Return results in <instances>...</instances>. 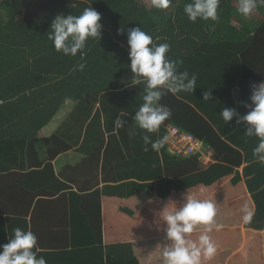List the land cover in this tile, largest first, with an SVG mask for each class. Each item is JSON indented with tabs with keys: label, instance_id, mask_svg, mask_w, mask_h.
Returning a JSON list of instances; mask_svg holds the SVG:
<instances>
[{
	"label": "trees",
	"instance_id": "16d2710c",
	"mask_svg": "<svg viewBox=\"0 0 264 264\" xmlns=\"http://www.w3.org/2000/svg\"><path fill=\"white\" fill-rule=\"evenodd\" d=\"M190 2L171 0L169 7L163 9L155 7L153 0L145 3L140 0H0V143L40 141L41 130L53 122L64 104L81 101L85 94L97 98L108 90L115 74L129 67L127 30L135 27H142L154 43H168L167 57L182 55L183 61H189L190 75L197 77L196 87H203L200 82L210 70L221 71L219 82L226 78L228 81L224 79L221 83H230L232 91L238 90L235 101H230L232 108L235 105L238 113L245 115L244 105L251 103V95H241L239 91L251 89L249 81L256 84L264 81V6L244 17L237 10L238 0H220L218 20L198 18L192 22L184 12L185 4ZM88 7L101 14V36L88 38L83 60L79 51L75 56L56 51L48 39L52 20L61 13L79 16ZM233 21L253 34L245 40L247 32H232L231 36ZM217 27L222 33L214 39L213 30ZM119 29L124 30L123 34H118ZM186 49L188 52L184 54ZM81 63L86 67L75 70ZM214 88L209 85L199 92L200 103L194 101L191 92L183 91L176 95L167 93L160 103L172 113L164 123L171 120L185 132L205 141L213 148L217 161L205 167L198 152L176 157L179 162L168 171L172 178L160 182L155 198L136 197L137 207L118 209L125 225L134 224L137 228L133 238L120 244L121 248L129 247L131 256L126 262L110 260L109 253L114 255L115 248L119 247L109 245L119 236L114 229L124 224L104 211L102 227L108 243L107 264H138L135 250L148 244L155 246L149 253L151 256L140 261L164 264L162 247L169 241L161 211L166 205L172 209L182 204L186 195L215 203L214 219L222 225L219 231L213 226L209 233L217 251L211 259L202 257V264H264V163L253 151L259 138L252 136L240 141L245 126L237 125L235 117L228 123L223 120L220 112L230 106L219 104ZM205 92H211L212 99L204 100ZM185 101L195 103L200 112ZM244 158L249 165L242 177L237 169ZM46 168L53 171L52 163ZM54 178L61 191L68 188ZM145 201L149 203L140 207ZM245 205L253 213L248 223L243 220ZM143 217L149 222L142 223ZM204 227L198 225L189 238L197 240ZM149 229L154 234L150 240L143 236Z\"/></svg>",
	"mask_w": 264,
	"mask_h": 264
},
{
	"label": "crops",
	"instance_id": "0c3cea01",
	"mask_svg": "<svg viewBox=\"0 0 264 264\" xmlns=\"http://www.w3.org/2000/svg\"><path fill=\"white\" fill-rule=\"evenodd\" d=\"M230 26L231 36L232 32H247L245 40L253 34L237 21L231 22ZM213 31L212 38L218 39L222 30L217 27ZM187 52L186 49L184 54ZM181 56L168 58L182 61L178 70L190 74L189 61H183ZM215 72L210 70L200 82L203 87H196L191 92L194 101L200 103L199 92L212 85L216 87L219 104L232 108L230 101H235L238 90L234 88L232 91L230 83H221L224 79L228 81L226 78L219 82L218 75L222 72ZM119 73L120 78L114 79ZM115 76L109 89L97 98L85 94L81 101L64 104L53 122L41 130L40 141L5 140L0 143V245L8 243L15 228H21L36 235L39 255L47 264H107L108 243L102 227L104 211L107 210L112 219L124 224L114 229L115 232L118 230L119 236L109 245L119 247L115 248L114 255L109 253L110 260L122 263L130 259L129 247L121 248L120 244L133 238L137 228L134 224L125 225L118 209H134L137 207L136 197L155 198L160 182L172 178L168 171L177 165L179 160L176 157L179 156L170 151L165 134L169 125L183 129L171 120L168 124L163 122L153 133L139 128L133 117L144 101L143 98L128 101V92L136 88L127 84L128 79H133L130 66L120 69ZM239 93L251 95V89L245 88ZM183 103L200 112L195 103ZM233 108L238 112L235 105ZM248 111L246 108L245 114ZM119 116L125 125L118 128L115 120ZM245 130L241 142L249 139ZM75 131L78 135L74 134ZM144 135H149L152 141H163V146L152 150L148 145L149 150L145 151ZM198 153L205 167L217 161L213 148L203 140H200ZM48 163H52L53 171L46 168ZM248 165L244 158L242 166L237 169L240 176H244ZM54 176L68 188L61 191ZM148 203L145 201L140 207ZM141 219L142 223L149 222L144 217ZM143 236L150 240L154 234L149 229ZM148 245L136 248L138 264H148V261H140L151 256L149 253L155 246Z\"/></svg>",
	"mask_w": 264,
	"mask_h": 264
},
{
	"label": "clouds",
	"instance_id": "9594fccd",
	"mask_svg": "<svg viewBox=\"0 0 264 264\" xmlns=\"http://www.w3.org/2000/svg\"><path fill=\"white\" fill-rule=\"evenodd\" d=\"M171 0H153L157 8L166 9ZM238 12L249 17L259 6H264V0H238ZM220 0H192L185 4L184 12L189 20L199 19L218 20ZM101 14L88 7L79 15L58 14L51 22L48 39L53 42L56 51L64 55L75 56L80 52L83 60L86 41L88 38L101 36ZM124 30L119 29L118 34ZM129 45L130 70L133 74V86L145 84L143 89V104L133 117L139 128L147 133L156 132L160 125L172 115L171 109L160 103L167 93L177 94L193 92L196 88V74L188 71H179L180 60H171L166 56L170 50L168 43H154L151 35L142 30V27L127 30ZM86 65L81 63L75 70L82 71ZM204 100L212 99L211 92H205ZM251 103H245L249 109L247 114L240 115L234 108H224L220 115L228 123L236 118L237 125L245 126V135L259 138L257 147L253 150L259 160L264 163V81L251 86ZM125 121L119 117L115 120L116 127H123ZM145 151L148 145L152 150H159L163 141H152L149 135L142 137ZM176 204V203H175ZM245 215L243 220L248 223L252 220V211L247 205L242 209ZM216 204L211 200H199L185 196L183 203L169 209L167 205L161 211V219L166 224V239L169 243L162 249L164 264H202L204 259H211L217 251L215 242L209 233L213 226L217 231L222 225L216 224ZM198 225L204 230L197 240L190 237ZM0 264H47L46 259L39 255L40 249L36 235L30 230L15 228L8 243L0 245Z\"/></svg>",
	"mask_w": 264,
	"mask_h": 264
},
{
	"label": "built area",
	"instance_id": "2783aa9c",
	"mask_svg": "<svg viewBox=\"0 0 264 264\" xmlns=\"http://www.w3.org/2000/svg\"><path fill=\"white\" fill-rule=\"evenodd\" d=\"M170 151L179 157L194 155L200 149V140L193 134L178 129L176 126H167L165 134Z\"/></svg>",
	"mask_w": 264,
	"mask_h": 264
},
{
	"label": "rangeland",
	"instance_id": "374dc122",
	"mask_svg": "<svg viewBox=\"0 0 264 264\" xmlns=\"http://www.w3.org/2000/svg\"><path fill=\"white\" fill-rule=\"evenodd\" d=\"M237 7L239 6V4H237L236 5ZM257 17V16H256ZM118 78H120V73L117 75V76H115V78L114 79H118ZM127 84H132V80H129L128 79V81H127ZM133 87H136L135 89H133V90H131L130 92H128V94H127V96H128V101H133V100H136V99H142L143 98V95H144V91H143V89H144V85H141V84H139V85H136V86H133ZM129 107V106H128ZM134 108L136 109V110H138V107H135L134 106ZM74 134L75 135H78V133L75 131L74 132Z\"/></svg>",
	"mask_w": 264,
	"mask_h": 264
}]
</instances>
